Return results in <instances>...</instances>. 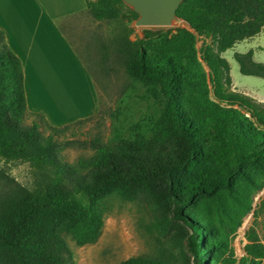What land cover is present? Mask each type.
Wrapping results in <instances>:
<instances>
[{"label": "trees", "instance_id": "16d2710c", "mask_svg": "<svg viewBox=\"0 0 264 264\" xmlns=\"http://www.w3.org/2000/svg\"><path fill=\"white\" fill-rule=\"evenodd\" d=\"M86 4L81 16L100 24L119 21L126 7L122 0ZM177 17L186 28L172 36L146 30L135 42L128 35L112 41L96 37V65L110 73L118 56L160 108L149 135L127 138L115 119L107 141L101 135L83 142L56 139L105 119L89 64L81 57L99 92V112L53 127L28 110L23 65L0 31V158L26 162L33 170L31 188L0 171V264H74L62 233L79 246L96 244L104 228L102 203L113 194L130 202L168 199L174 218L191 229L187 247L193 264H236L225 258L229 236L264 187V103L232 90L223 54L261 34L264 0H185ZM198 38L204 39L200 50ZM235 59L243 75L264 79V64L254 60L252 50ZM71 147L93 155L68 163L60 154ZM247 239L239 264H264V237L253 227ZM121 264L172 263L129 258Z\"/></svg>", "mask_w": 264, "mask_h": 264}, {"label": "rangeland", "instance_id": "374dc122", "mask_svg": "<svg viewBox=\"0 0 264 264\" xmlns=\"http://www.w3.org/2000/svg\"><path fill=\"white\" fill-rule=\"evenodd\" d=\"M131 11L133 9L126 5L122 18L109 24L94 22L86 14L63 23L78 53L95 74L105 119L101 123L95 119L78 125L57 136L58 142L90 141L98 135L107 141L115 119L119 130L127 138L136 137L140 133L150 134L160 115V108L153 99H147L148 86L131 77L124 61L116 55L112 70L104 73L96 65L99 57L96 54L98 47L95 39L101 37L102 40L112 41L128 35L130 41L135 42L143 37L146 30L172 36L186 28V25L174 21L170 27H138V19H134ZM203 44L204 39L198 38L199 50ZM251 50L254 52V60L264 64V30L252 40L238 43L226 51L223 57L231 67L232 90L264 103V79L243 75L235 59L236 53L245 54ZM92 155L93 151L77 147L67 148L60 154L63 160L71 164ZM0 171L23 187L31 188L33 185V170L26 162H7L0 158ZM263 199L264 187L254 194L251 212L243 218L237 231L229 236L230 250L225 258L236 260V264L246 255L245 248L249 244L247 233L251 228L254 227L259 236L264 237V210L260 209ZM102 212L104 228L96 244L79 246L71 234L62 233L73 253L74 264H121L129 258L193 264L187 247L191 229L174 218L168 199L162 196L157 199L143 196L130 202L113 194L103 201Z\"/></svg>", "mask_w": 264, "mask_h": 264}, {"label": "crops", "instance_id": "0c3cea01", "mask_svg": "<svg viewBox=\"0 0 264 264\" xmlns=\"http://www.w3.org/2000/svg\"><path fill=\"white\" fill-rule=\"evenodd\" d=\"M86 1L0 0V31L23 65L28 110L44 115L53 127L93 117L100 110L95 82L65 27H60L85 12Z\"/></svg>", "mask_w": 264, "mask_h": 264}, {"label": "water", "instance_id": "95a60500", "mask_svg": "<svg viewBox=\"0 0 264 264\" xmlns=\"http://www.w3.org/2000/svg\"><path fill=\"white\" fill-rule=\"evenodd\" d=\"M138 15V27H170L174 21L181 22L177 11L185 0H122Z\"/></svg>", "mask_w": 264, "mask_h": 264}]
</instances>
